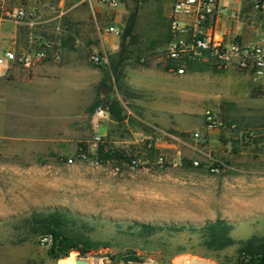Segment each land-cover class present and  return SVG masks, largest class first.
I'll list each match as a JSON object with an SVG mask.
<instances>
[{
	"label": "rangeland",
	"instance_id": "obj_1",
	"mask_svg": "<svg viewBox=\"0 0 264 264\" xmlns=\"http://www.w3.org/2000/svg\"><path fill=\"white\" fill-rule=\"evenodd\" d=\"M173 1L119 0L113 14L127 60L149 57L158 63L156 58L170 42ZM135 10L134 30L128 36ZM70 28L67 22L60 31ZM35 39L44 41L35 36L31 41ZM191 69L200 74L199 81L188 83L193 93L170 99V110L159 116L162 123L154 128L128 114L132 105L124 98L121 121L95 112L50 114L46 107L49 114L41 115V121L28 120L38 115H22L26 120L14 132L19 139L0 136V264H75L74 254L89 264H124L116 256L130 249L143 264H236L239 242L254 231L264 235V79L198 61L191 62L187 72ZM208 110L221 119L216 129L206 128ZM192 131L200 132L199 141L190 140ZM184 138L197 150L182 146L178 139ZM100 147L123 151L134 157V164L112 160L93 165ZM160 156L166 165L156 163ZM69 157L73 164L66 163ZM217 165L219 172H213ZM52 209L79 216L88 226L84 235L110 245L85 256L71 252L67 263L52 259L50 245H42L41 236L23 226L31 213ZM207 220H225L232 229L247 227L246 235L234 229L233 246L211 251L203 244L202 230L170 235L160 231L147 240L150 250H143L145 240L126 230L136 221L198 225Z\"/></svg>",
	"mask_w": 264,
	"mask_h": 264
},
{
	"label": "crops",
	"instance_id": "obj_2",
	"mask_svg": "<svg viewBox=\"0 0 264 264\" xmlns=\"http://www.w3.org/2000/svg\"><path fill=\"white\" fill-rule=\"evenodd\" d=\"M24 4L37 9L40 20L18 25L0 23V42L12 41L18 48H24L33 45L31 38L35 36L44 41L50 38L52 43L46 48L47 58L41 63L29 70L16 67L0 76V136L3 138L19 139L14 132L20 130L26 120L23 114L38 115L37 118L28 117L30 122L41 121V115L49 114L48 111L50 114H92L95 110L91 112L90 108L98 96L116 98L121 105L122 99H128L132 105L127 108L128 114L154 128L155 124L162 123L159 116L170 110V99L193 93L188 90V83L200 79L196 69L177 75L159 63L127 60L121 70L118 88L113 78L104 83L106 75L110 74L108 54L119 50L120 37L114 33L101 34L98 25H102L101 28L116 26L118 17L113 14L116 9L107 8L98 0H57L51 7L39 0H24ZM220 5L232 16L221 19L223 32L244 42L254 41L261 34L264 37L263 14L254 9L251 0H220ZM67 22L71 27L69 30L61 32L57 29ZM5 37L7 40L3 41ZM92 54L104 57L107 62L102 65L92 63ZM55 55L58 60H54ZM113 93L124 94L113 97ZM46 107L52 111L45 110ZM105 116L108 118L109 113ZM246 228L234 227L231 236L234 229L246 235ZM253 235H256L255 231Z\"/></svg>",
	"mask_w": 264,
	"mask_h": 264
},
{
	"label": "built area",
	"instance_id": "obj_3",
	"mask_svg": "<svg viewBox=\"0 0 264 264\" xmlns=\"http://www.w3.org/2000/svg\"><path fill=\"white\" fill-rule=\"evenodd\" d=\"M28 1V0H27ZM43 1L47 7L57 0ZM107 8L117 9L119 0H98ZM254 9L263 14L261 28L264 31V0H251ZM223 17L231 18L226 7L220 5V0H174L168 14V31L170 42L166 49L156 58V61L165 69L183 75L187 72L188 65L193 61L206 63L216 68H231L253 76L255 79H264V37L261 34L256 40L244 42L237 36H230L222 31L220 21ZM40 20L37 9L26 6L24 0H0V23H11L14 25L26 22L36 23ZM60 30L59 27H57ZM100 33H114L120 35V29L115 26L99 28ZM28 47L18 48L16 43L8 42L0 48V76L6 74L13 68L29 70L36 64L47 58L46 48L50 45L42 40L35 39ZM54 56V60H58ZM149 57L143 58L142 62L149 61ZM90 61L96 65L105 64L107 61L98 54H92ZM95 115L105 117L108 112L98 108ZM205 125L208 130H213L221 125V119L212 111L204 114ZM199 131L190 133V140L199 141ZM100 140V137H96ZM188 138L178 139L182 146L192 150L197 147L192 145ZM180 154V151L177 152ZM83 157L82 154L78 155ZM74 159H66L67 164H73ZM99 160L92 159L93 165H98ZM159 166L166 165L164 157L157 158ZM134 164V161H133ZM195 166L199 165L197 160L193 161ZM213 172H219V167L213 166ZM50 236L40 238L42 245L51 244Z\"/></svg>",
	"mask_w": 264,
	"mask_h": 264
},
{
	"label": "trees",
	"instance_id": "obj_4",
	"mask_svg": "<svg viewBox=\"0 0 264 264\" xmlns=\"http://www.w3.org/2000/svg\"><path fill=\"white\" fill-rule=\"evenodd\" d=\"M138 1V0H136ZM136 10L130 15L126 35L130 36L134 30ZM128 59L127 49L120 41L119 50L108 57L109 73L106 75L104 83L113 80L117 83L123 66ZM101 108L106 110L115 121L123 120V108L116 98L98 96L90 108L93 112ZM97 159L100 162H110L112 160L124 161L133 164L134 157L127 156L123 151L104 149L100 147L97 151ZM80 223V224H79ZM120 225V224H119ZM23 226L29 228L35 235L50 236L51 244L48 249L49 256L54 260H63L67 263L69 254L76 252L80 256L87 255L90 251H97L100 248H107L110 244L101 241H94L89 236L84 235L87 224L79 216L72 215L64 210L52 209L47 212H33L23 221ZM91 230V229H90ZM128 234L142 238L145 244L142 249L150 250L149 242L156 232L181 233L183 231H203V244L211 251H220L233 246L236 241L231 236V223L225 220H207L202 224H157L134 222L126 227ZM117 261L124 264L138 262L143 264L142 259L136 255L134 249L119 253ZM236 264H264V235H253L250 238L240 241L237 249Z\"/></svg>",
	"mask_w": 264,
	"mask_h": 264
},
{
	"label": "water",
	"instance_id": "obj_5",
	"mask_svg": "<svg viewBox=\"0 0 264 264\" xmlns=\"http://www.w3.org/2000/svg\"><path fill=\"white\" fill-rule=\"evenodd\" d=\"M105 88H106V86H105ZM105 88H104V89H105ZM103 92H105V90H103ZM74 263H75V264H88V259H86V258L76 257V258L74 259Z\"/></svg>",
	"mask_w": 264,
	"mask_h": 264
},
{
	"label": "bare ground",
	"instance_id": "obj_6",
	"mask_svg": "<svg viewBox=\"0 0 264 264\" xmlns=\"http://www.w3.org/2000/svg\"><path fill=\"white\" fill-rule=\"evenodd\" d=\"M74 254V253H73ZM76 257H75V254L74 255H72V259H73V261H74V259H75ZM184 259V258H183ZM186 259V258H185ZM189 259V258H188ZM182 260V259H181ZM183 261H185L184 263H182L181 261H180V263L179 264H191V263H193V264H202L201 262H199V261H196V260H193V261H187V260H183ZM89 264V263H88Z\"/></svg>",
	"mask_w": 264,
	"mask_h": 264
}]
</instances>
